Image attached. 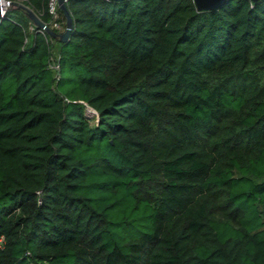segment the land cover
<instances>
[{
    "label": "trees",
    "instance_id": "trees-1",
    "mask_svg": "<svg viewBox=\"0 0 264 264\" xmlns=\"http://www.w3.org/2000/svg\"><path fill=\"white\" fill-rule=\"evenodd\" d=\"M12 1L0 264H264V0H66L63 42Z\"/></svg>",
    "mask_w": 264,
    "mask_h": 264
},
{
    "label": "water",
    "instance_id": "water-1",
    "mask_svg": "<svg viewBox=\"0 0 264 264\" xmlns=\"http://www.w3.org/2000/svg\"><path fill=\"white\" fill-rule=\"evenodd\" d=\"M197 10L202 9H213L218 7L223 0H193ZM58 6L65 16V29L63 31H56L52 29L47 23H45L33 10L30 8L21 5L27 12L30 19L39 27L44 29L50 36L55 40L63 42L67 39L70 29L72 28L73 21L71 14L66 6L65 0H57ZM0 9H1V0H0Z\"/></svg>",
    "mask_w": 264,
    "mask_h": 264
},
{
    "label": "rangeland",
    "instance_id": "rangeland-1",
    "mask_svg": "<svg viewBox=\"0 0 264 264\" xmlns=\"http://www.w3.org/2000/svg\"><path fill=\"white\" fill-rule=\"evenodd\" d=\"M57 46L58 44L55 45V48L53 49V53H52V58H51V66L52 68H54V64H55V56H56V51H57ZM56 69V68H54ZM111 210H114V214L113 217L114 218H118L119 216H122V218L125 220L128 218V220L126 222L129 221V217L131 216L132 218H135V222L132 223L130 222L129 224H127V226L125 228H120V227H115L116 232H121L120 235L121 236H126V235H131L133 234H138L142 231L145 230H149L150 229V223H151V210L146 206L145 203H141L137 208L132 210L131 215H125L122 214V211L119 210L118 205H115L113 208H111ZM115 232V230L113 231Z\"/></svg>",
    "mask_w": 264,
    "mask_h": 264
},
{
    "label": "built area",
    "instance_id": "built-area-1",
    "mask_svg": "<svg viewBox=\"0 0 264 264\" xmlns=\"http://www.w3.org/2000/svg\"><path fill=\"white\" fill-rule=\"evenodd\" d=\"M65 2H66V0H65ZM14 4V2L12 1V0H1V9H0V16H2L3 15V13H4V11L6 10V8L8 7V6H11V5H13ZM57 7H58V2H57V0H49L48 1V11H49V13H50V15H51V21H50V27L52 28V29H57V30H60L61 29V27H62V24H61V22L58 20V17H59V15H58V12H57ZM56 30V31H57ZM51 58H52V56H51ZM54 60H55V58H54ZM52 67V66H51ZM54 68H56L57 69V67H58V65H57V63H56V60H55V64H54V66H53Z\"/></svg>",
    "mask_w": 264,
    "mask_h": 264
}]
</instances>
